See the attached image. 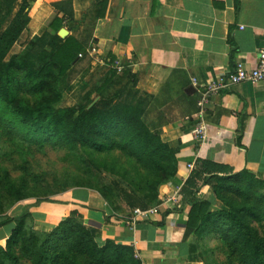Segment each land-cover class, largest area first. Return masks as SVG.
I'll list each match as a JSON object with an SVG mask.
<instances>
[{"label": "trees", "instance_id": "obj_1", "mask_svg": "<svg viewBox=\"0 0 264 264\" xmlns=\"http://www.w3.org/2000/svg\"><path fill=\"white\" fill-rule=\"evenodd\" d=\"M14 2L0 0V199L6 193L12 204L29 195L30 179L40 177H29L33 162L28 157L36 150L61 149L75 168L63 165L43 180L44 187H35L40 197L0 222V227L13 224L0 243V264H141L130 245L106 240L99 246L76 211L41 232L33 228L29 208L73 188L97 191L118 217L159 204V187L177 170V149L162 140L161 132L191 118L196 103L181 81L165 82L157 95L138 89L126 65L121 74L107 68L94 76L76 104L63 107L67 71L84 52L83 43L45 32L11 53L28 23L30 1L12 15ZM16 156L19 179L2 164L16 162ZM203 185L223 208L209 210L210 203L197 193ZM185 187L192 194L184 235L203 264H264V178L199 159Z\"/></svg>", "mask_w": 264, "mask_h": 264}, {"label": "crops", "instance_id": "obj_2", "mask_svg": "<svg viewBox=\"0 0 264 264\" xmlns=\"http://www.w3.org/2000/svg\"><path fill=\"white\" fill-rule=\"evenodd\" d=\"M29 1V20L11 48L13 53L45 32L72 36L83 43L82 50L95 45L105 62L118 60L128 65L137 88L152 95L159 94L167 81H181L196 103L207 85L226 80L237 62L255 66L257 51L264 48V0ZM23 2L15 0L12 15ZM55 4H59L57 9ZM55 18L59 21L53 23V30L50 24ZM63 29L64 37L60 35ZM107 68L77 55L67 71L62 106L75 105L89 90L91 79ZM192 78L197 85H192ZM196 111L194 104L191 118L167 125L161 133L162 140L177 149V170L159 187V195L163 198L177 187L179 209L162 205L158 214L129 229L123 218L130 212L114 216L97 191L73 188L52 201L33 204L29 208L33 228L49 232L76 211L99 246L106 240L130 245L141 264H202L191 238L184 235L192 194L185 187L191 172L186 165L207 159L233 172L246 169L264 178V83L240 82L212 94L204 115L206 136L199 145L193 137ZM197 193L210 203L209 210L223 208L208 186H199ZM12 228V223L0 227V242Z\"/></svg>", "mask_w": 264, "mask_h": 264}, {"label": "built area", "instance_id": "obj_3", "mask_svg": "<svg viewBox=\"0 0 264 264\" xmlns=\"http://www.w3.org/2000/svg\"><path fill=\"white\" fill-rule=\"evenodd\" d=\"M88 56V58L92 61L99 62L102 65H105L106 68H113L118 74L124 70L126 64L113 60L110 62H105L103 57L98 56V50L95 45H89V47L85 50V52H81L78 54V58H83ZM128 66V65H127ZM262 82L264 83V48H261L257 51L256 54V63L255 66L249 68L245 65V62L239 61L235 64L232 72L228 75L227 79L220 78L217 82H213L207 85V88L201 93L199 98L196 101L197 111L193 117L195 122L193 127V137L194 142L199 145L202 143L206 136V124L204 121V115L206 113V105L209 102V98L212 94H216L223 87L238 84L240 82ZM192 85H197V81L195 78H192ZM186 167L188 170H192L194 168V164L189 162ZM179 189L173 188L169 194L164 196L160 203L154 206H150L148 208H134L130 214L123 218L126 226L129 229L134 228V225L140 221H148L150 217L159 213L160 207L162 205H167V208L174 210L179 209L181 206V198ZM135 257L139 258V255L136 251H134Z\"/></svg>", "mask_w": 264, "mask_h": 264}, {"label": "rangeland", "instance_id": "obj_4", "mask_svg": "<svg viewBox=\"0 0 264 264\" xmlns=\"http://www.w3.org/2000/svg\"><path fill=\"white\" fill-rule=\"evenodd\" d=\"M8 21H6L7 24ZM11 53L13 51L11 50ZM97 100V98L94 99V102ZM162 133V132H161ZM2 141V140H1ZM0 141V142H1ZM33 145L30 146V148ZM33 156L30 158L28 157L32 162V169L30 170L31 173H29V177L31 178L33 173H37L40 175L39 178L30 179V193L26 197L22 198L19 201H16L12 204H10V198L6 193H2L1 199H0V222L4 220L5 218H9L10 216H13L21 211V208L29 203H33L37 197H40V192H38V189L35 187L37 186H45V182L43 180H49L53 174L60 173L62 166L64 165L67 170H74L75 168V162H68L65 160L63 151L61 149L56 148H50L45 147L43 150H40V152L34 151L32 154ZM17 160L16 162H2L3 166H5L13 179H19L18 177L22 174V169L19 168L20 160L16 156L14 158ZM79 173L78 171L76 174ZM56 195L49 197V199L54 198ZM1 244L3 243L0 242ZM211 243L213 244V240H211ZM202 263V262H201ZM203 264V263H202Z\"/></svg>", "mask_w": 264, "mask_h": 264}, {"label": "water", "instance_id": "obj_5", "mask_svg": "<svg viewBox=\"0 0 264 264\" xmlns=\"http://www.w3.org/2000/svg\"><path fill=\"white\" fill-rule=\"evenodd\" d=\"M60 35L62 36V37H64L65 35H66V30H61L60 31ZM94 103V101L89 105V106H91L92 104Z\"/></svg>", "mask_w": 264, "mask_h": 264}]
</instances>
